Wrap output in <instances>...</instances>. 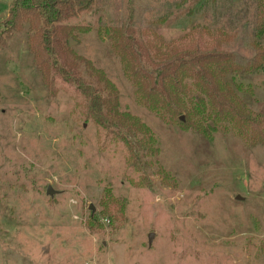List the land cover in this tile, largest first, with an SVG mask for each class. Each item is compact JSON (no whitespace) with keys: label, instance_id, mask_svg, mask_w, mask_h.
I'll return each mask as SVG.
<instances>
[{"label":"rangeland","instance_id":"rangeland-1","mask_svg":"<svg viewBox=\"0 0 264 264\" xmlns=\"http://www.w3.org/2000/svg\"><path fill=\"white\" fill-rule=\"evenodd\" d=\"M255 10L96 0L53 24L46 77L35 30L15 31L0 47V264H264Z\"/></svg>","mask_w":264,"mask_h":264},{"label":"trees","instance_id":"trees-1","mask_svg":"<svg viewBox=\"0 0 264 264\" xmlns=\"http://www.w3.org/2000/svg\"><path fill=\"white\" fill-rule=\"evenodd\" d=\"M96 0H12L9 15L0 21V47L8 43L15 31L28 23L34 31L30 45L38 67L48 76L49 64L46 51L50 42L52 26L77 14L91 10ZM255 39L252 45L255 56L245 67L256 72L264 71V0H255ZM251 144L264 143V117L260 114L251 120ZM117 204V203H116Z\"/></svg>","mask_w":264,"mask_h":264},{"label":"water","instance_id":"water-1","mask_svg":"<svg viewBox=\"0 0 264 264\" xmlns=\"http://www.w3.org/2000/svg\"><path fill=\"white\" fill-rule=\"evenodd\" d=\"M70 43H72V41ZM48 188L49 189H47V193L50 195H53V193L55 192L53 188H51V186H49ZM151 237H152V233H150V240H151Z\"/></svg>","mask_w":264,"mask_h":264}]
</instances>
